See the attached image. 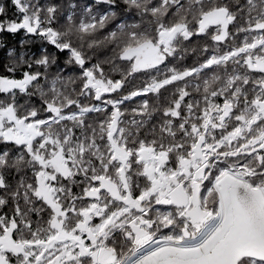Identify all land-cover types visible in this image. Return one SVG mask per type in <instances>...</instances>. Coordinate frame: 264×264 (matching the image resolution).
<instances>
[{
	"label": "snow or ice",
	"instance_id": "obj_1",
	"mask_svg": "<svg viewBox=\"0 0 264 264\" xmlns=\"http://www.w3.org/2000/svg\"><path fill=\"white\" fill-rule=\"evenodd\" d=\"M0 52V264H264V0H0Z\"/></svg>",
	"mask_w": 264,
	"mask_h": 264
},
{
	"label": "trees",
	"instance_id": "obj_2",
	"mask_svg": "<svg viewBox=\"0 0 264 264\" xmlns=\"http://www.w3.org/2000/svg\"><path fill=\"white\" fill-rule=\"evenodd\" d=\"M5 2H7V0H5ZM71 2L73 3H77V4H80V5H83L85 3H90L91 0H71ZM14 12V9L10 8L9 9V15H12V13ZM22 36V34H21ZM21 36H17V37H9V40L10 41H17L21 38ZM242 39V37H241ZM208 41L204 40L203 38H200V37H196L193 39V42H192V46L195 47L197 46L198 44L199 45H202L204 43H206ZM240 41H236V43H239ZM222 47H227L226 45L222 46ZM111 51L109 49H102V50H98L97 51V56L94 57V61L96 58H99L101 60H103L106 56H111ZM3 53L0 52V56H2ZM207 55V54H204V55H200L198 53H191L189 54L183 61H182V66L184 67H190V66H194L197 64L198 61H202L204 59V56ZM64 57L62 56L61 57V62L63 61ZM105 70L108 71L109 69V66L108 65H105ZM73 69H68V72H72ZM110 75H113L115 79H119V75L118 74H114V73H109ZM210 74V72H209ZM147 79H149V77L147 75H142V74H137V77L135 79V84L137 86H139L143 81H146ZM132 85H129L128 87H126L123 92L124 94H127V92L131 89ZM169 87V90H172L173 89V86H168ZM163 94L165 96H168L170 94V91H165V90H162ZM151 100V94H149V97H147ZM142 99H145V97H136L134 98L132 101H127L125 103V107H127L128 109H131L132 107H136L140 101ZM75 191H78V189H74ZM167 231V230H165Z\"/></svg>",
	"mask_w": 264,
	"mask_h": 264
},
{
	"label": "flooded vegetation",
	"instance_id": "obj_3",
	"mask_svg": "<svg viewBox=\"0 0 264 264\" xmlns=\"http://www.w3.org/2000/svg\"><path fill=\"white\" fill-rule=\"evenodd\" d=\"M161 210H170L169 206H158Z\"/></svg>",
	"mask_w": 264,
	"mask_h": 264
}]
</instances>
